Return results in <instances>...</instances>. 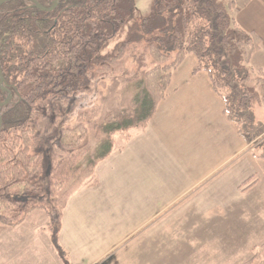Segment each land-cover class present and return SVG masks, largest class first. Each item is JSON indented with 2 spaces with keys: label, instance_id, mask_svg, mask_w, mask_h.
I'll list each match as a JSON object with an SVG mask.
<instances>
[{
  "label": "trees",
  "instance_id": "trees-1",
  "mask_svg": "<svg viewBox=\"0 0 264 264\" xmlns=\"http://www.w3.org/2000/svg\"><path fill=\"white\" fill-rule=\"evenodd\" d=\"M35 1L46 9L56 2ZM251 2L154 0L151 15L140 22L126 17L134 8L132 0H61L53 11L40 10L30 0L2 5L0 72L6 91L0 85V105L9 99V92L12 97L0 106V226H18L38 209L45 210L54 223V200H58L54 194L57 188L65 190L72 177L67 174L70 159L62 164L66 170L60 174L62 165L55 166L50 154L65 156V148L81 150L92 130L98 138L94 160L96 164L105 160L116 134L148 128L173 73L189 55L198 61L194 73L208 75L225 114L254 154L264 152V123H255L252 116V108L264 104V73L256 80L260 93L246 88L254 72L251 59L262 40L236 20ZM122 34L125 40L106 56L110 42ZM143 41L149 44L156 66L144 75L146 93L137 108L120 113L112 122L106 118L91 122L90 127L81 114L78 125L57 130L56 138L36 134L38 122L49 114L56 120L68 108L66 114L72 115L79 97L92 90L101 79L98 76L117 69L126 52ZM255 156L264 160V153ZM243 264H264V244Z\"/></svg>",
  "mask_w": 264,
  "mask_h": 264
},
{
  "label": "rangeland",
  "instance_id": "rangeland-1",
  "mask_svg": "<svg viewBox=\"0 0 264 264\" xmlns=\"http://www.w3.org/2000/svg\"><path fill=\"white\" fill-rule=\"evenodd\" d=\"M132 1L134 8L126 15L131 21L140 22L151 15L154 0ZM228 1L219 0L224 5ZM125 37L122 34L110 42L104 54L112 55L115 46ZM189 57L194 59L195 56ZM155 66L149 44L146 41L137 43L126 52L117 69L99 75L101 79L95 81L92 90L79 97L72 115L66 114L68 108L56 120L49 114L38 122L36 134L46 139L56 138L57 130L78 125L83 115L85 125L90 127L91 122H100L104 118L112 122L120 113H131L145 96L144 75ZM241 66H244L243 61ZM253 70L246 88L252 93H260L256 80L263 76L261 71ZM252 116L255 123H264V104L255 105ZM140 131L116 134L112 153L97 164L94 158L98 138L92 130L81 150L65 148V156L51 153L55 166L65 164L70 159L67 164L69 173H66L72 177L66 183L65 190L57 188L54 194L58 197V200H54L56 208L53 210L57 218L53 223L45 210L38 209L28 214L25 222L18 226H0V264H134L135 244L149 232H154L173 212H159L165 198L141 199L139 189L134 186L133 141ZM98 133L104 135L102 130H98ZM44 148L48 151L49 147ZM263 153L255 151L258 155ZM126 164L130 167H126ZM48 167L46 163L47 170ZM65 170V166H60L59 173L63 174ZM251 180L246 181L241 189ZM69 197L66 208L61 210ZM39 198L34 201L38 202ZM262 244L264 203L224 227L221 237L199 258L190 262L204 264L205 254L215 249L221 264H237L249 254L248 259L252 258L255 248Z\"/></svg>",
  "mask_w": 264,
  "mask_h": 264
},
{
  "label": "crops",
  "instance_id": "crops-1",
  "mask_svg": "<svg viewBox=\"0 0 264 264\" xmlns=\"http://www.w3.org/2000/svg\"><path fill=\"white\" fill-rule=\"evenodd\" d=\"M236 20L261 38L251 67L264 73V0H252ZM196 65L188 56L148 128L133 141L140 198H165L159 212L173 211L135 244L134 264L198 263L190 261L208 250L224 227L264 203V160L225 114L208 75L194 73ZM216 253L205 254L204 264H221Z\"/></svg>",
  "mask_w": 264,
  "mask_h": 264
},
{
  "label": "water",
  "instance_id": "water-1",
  "mask_svg": "<svg viewBox=\"0 0 264 264\" xmlns=\"http://www.w3.org/2000/svg\"><path fill=\"white\" fill-rule=\"evenodd\" d=\"M8 1H11V0H0V7H1L2 5H4V4H5L6 2H8ZM30 1H31L32 3H35V5H37V7H38L40 10H43V11H53V10H55V9L58 7V5H59L60 2H61V0H56V2H55V4L53 5L52 8H50V9H46V8L42 7L41 5H39L35 0H30ZM3 81H4V78H3V76H2V74H1V72H0V85L2 86L3 90L6 91V88L3 87ZM11 97H12V95H11V93L9 92V99H8L7 101H9V100L11 99ZM7 101H6V102H7ZM6 102L3 103V104L0 105V106L2 107L4 104H6ZM1 125H2V118H1V115H0V129H1Z\"/></svg>",
  "mask_w": 264,
  "mask_h": 264
}]
</instances>
